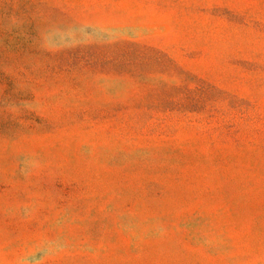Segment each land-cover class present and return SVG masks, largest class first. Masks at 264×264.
Segmentation results:
<instances>
[{
    "label": "rangeland",
    "instance_id": "374dc122",
    "mask_svg": "<svg viewBox=\"0 0 264 264\" xmlns=\"http://www.w3.org/2000/svg\"><path fill=\"white\" fill-rule=\"evenodd\" d=\"M0 264H264V0H0Z\"/></svg>",
    "mask_w": 264,
    "mask_h": 264
}]
</instances>
